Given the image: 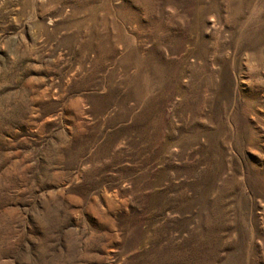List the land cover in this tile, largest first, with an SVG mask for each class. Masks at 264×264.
<instances>
[{
    "label": "rangeland",
    "instance_id": "obj_1",
    "mask_svg": "<svg viewBox=\"0 0 264 264\" xmlns=\"http://www.w3.org/2000/svg\"><path fill=\"white\" fill-rule=\"evenodd\" d=\"M0 264H264V0H0Z\"/></svg>",
    "mask_w": 264,
    "mask_h": 264
}]
</instances>
